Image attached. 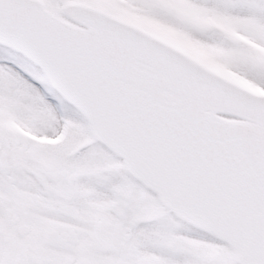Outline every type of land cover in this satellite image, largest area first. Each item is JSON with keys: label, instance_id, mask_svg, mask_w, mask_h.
Returning <instances> with one entry per match:
<instances>
[{"label": "snow or ice", "instance_id": "obj_1", "mask_svg": "<svg viewBox=\"0 0 264 264\" xmlns=\"http://www.w3.org/2000/svg\"><path fill=\"white\" fill-rule=\"evenodd\" d=\"M0 264H264V0H0Z\"/></svg>", "mask_w": 264, "mask_h": 264}]
</instances>
